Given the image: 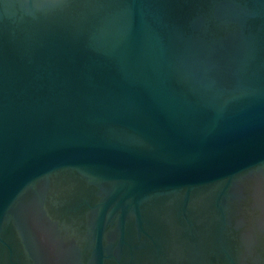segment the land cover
<instances>
[{"label":"water","instance_id":"95a60500","mask_svg":"<svg viewBox=\"0 0 264 264\" xmlns=\"http://www.w3.org/2000/svg\"><path fill=\"white\" fill-rule=\"evenodd\" d=\"M0 264H264V0H0Z\"/></svg>","mask_w":264,"mask_h":264}]
</instances>
